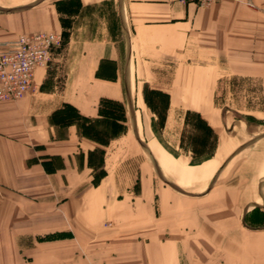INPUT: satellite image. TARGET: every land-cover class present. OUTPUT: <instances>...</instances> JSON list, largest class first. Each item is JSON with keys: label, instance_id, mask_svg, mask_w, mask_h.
<instances>
[{"label": "crops", "instance_id": "0c3cea01", "mask_svg": "<svg viewBox=\"0 0 264 264\" xmlns=\"http://www.w3.org/2000/svg\"><path fill=\"white\" fill-rule=\"evenodd\" d=\"M38 32L63 44L28 96L0 103L1 264H264V126L215 103L226 80L264 98V0H0V51ZM167 62V114L216 135L199 164L144 117Z\"/></svg>", "mask_w": 264, "mask_h": 264}, {"label": "rangeland", "instance_id": "374dc122", "mask_svg": "<svg viewBox=\"0 0 264 264\" xmlns=\"http://www.w3.org/2000/svg\"><path fill=\"white\" fill-rule=\"evenodd\" d=\"M65 10L74 17L67 14V17L63 20L65 30L62 31V33L66 37L74 33V37H76V29L78 26L76 2L71 1L65 6ZM168 64L167 62L166 68L159 71L161 75H159V78L164 77L168 79L167 81L146 83L143 85L146 98L145 101L148 107V112L144 117L149 121L151 120L152 128L156 135L163 140L170 150L175 151L178 155L185 156L188 155L187 153H191L193 158L194 154L191 151L193 148L198 150L204 149V153H208L215 147L216 135L211 131V128L208 130V128L201 123L200 118H203L208 125L207 116L195 112H192L193 114L188 115V117L183 114H167L168 98L161 93V90L168 89L173 85L171 82L173 78V67L171 64V66ZM162 74H164V76ZM217 86V98L215 99V103L219 107L226 106L223 109V113L226 117L225 121L229 120V122H231L232 120H239L247 124L250 131L254 128L257 129V127L261 128L264 126V98H253L252 83H229V80H226L224 83H219ZM112 106L117 107L119 119H127L126 112L122 109L123 105L118 103ZM224 125L228 128L230 127L227 122H224ZM31 256L30 253H25L19 260L11 259L10 264H37L39 261L36 260L37 262H35Z\"/></svg>", "mask_w": 264, "mask_h": 264}, {"label": "built area", "instance_id": "2783aa9c", "mask_svg": "<svg viewBox=\"0 0 264 264\" xmlns=\"http://www.w3.org/2000/svg\"><path fill=\"white\" fill-rule=\"evenodd\" d=\"M219 0H181L199 8H209ZM63 44L57 32L21 35L0 51V103L18 102L34 89L35 73L51 62L53 51Z\"/></svg>", "mask_w": 264, "mask_h": 264}, {"label": "trees", "instance_id": "16d2710c", "mask_svg": "<svg viewBox=\"0 0 264 264\" xmlns=\"http://www.w3.org/2000/svg\"><path fill=\"white\" fill-rule=\"evenodd\" d=\"M162 93V92H161ZM164 96H167V98H168V95L167 94H165V93H162ZM146 99V98H145ZM190 114H193V113H190V112H188L186 115H187V117H188V115H190ZM200 118V117H199ZM200 120H201V123H203L204 124V126H206L207 128H208V130H210V127L207 125V123H206V121H204V119L203 118H200ZM203 145V144H202ZM215 150V147H214V149L212 150V151H210V152H208V153H204V149L202 150V149H200V150H198V149H195V148H193L191 151H192V153L194 154V157L192 158V160H191V163L192 164H199V163H201L202 161H204V160H206V159H208L209 157H211V155H212V153H213V151ZM201 156V157H200ZM199 157V158H198Z\"/></svg>", "mask_w": 264, "mask_h": 264}]
</instances>
